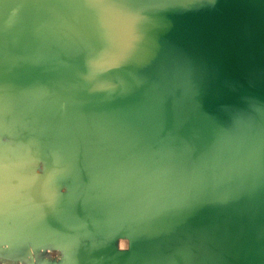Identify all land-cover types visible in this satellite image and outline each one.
<instances>
[{"label": "water", "instance_id": "obj_1", "mask_svg": "<svg viewBox=\"0 0 264 264\" xmlns=\"http://www.w3.org/2000/svg\"><path fill=\"white\" fill-rule=\"evenodd\" d=\"M0 264H264V0H0Z\"/></svg>", "mask_w": 264, "mask_h": 264}]
</instances>
